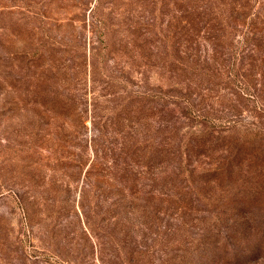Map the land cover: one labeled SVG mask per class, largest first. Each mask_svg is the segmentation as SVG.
I'll return each mask as SVG.
<instances>
[{"label": "rangeland", "instance_id": "374dc122", "mask_svg": "<svg viewBox=\"0 0 264 264\" xmlns=\"http://www.w3.org/2000/svg\"><path fill=\"white\" fill-rule=\"evenodd\" d=\"M0 264H264V0H0Z\"/></svg>", "mask_w": 264, "mask_h": 264}]
</instances>
